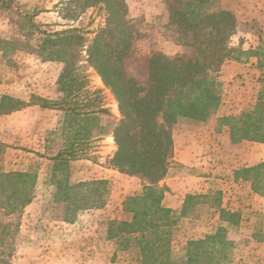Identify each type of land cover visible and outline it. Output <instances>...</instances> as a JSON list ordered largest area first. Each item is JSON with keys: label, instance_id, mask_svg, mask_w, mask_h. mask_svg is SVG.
Instances as JSON below:
<instances>
[{"label": "trees", "instance_id": "16d2710c", "mask_svg": "<svg viewBox=\"0 0 264 264\" xmlns=\"http://www.w3.org/2000/svg\"><path fill=\"white\" fill-rule=\"evenodd\" d=\"M218 0H165L170 24L191 49L189 55L169 58L153 54L147 61V82L138 86L127 75L125 61L130 51L132 26L124 0H68L71 12L64 18L76 20L86 9L99 6L104 11V26L91 38L79 28L46 33L35 22L34 16L22 13L14 0H0V13L10 23L22 29L26 23L37 33L35 45L21 43L15 38H0V51L31 48L41 62L63 64L58 85L73 81L78 64L85 61L100 77L117 102L119 119L111 127L115 152L111 166L119 173L136 177L142 182V192L128 199L126 210L130 220H111L110 238L134 239L142 264H221L228 260L231 243L225 232L203 240L185 244L184 260L171 257L174 242L171 229L176 221L169 209L161 205L165 188L160 186L171 167L174 155L172 127L178 118L204 122L212 116L220 103L219 84L213 79L224 62L239 61L246 54L257 59V67L264 71V41L252 51L229 46L236 33V16L218 6ZM74 5L75 8H69ZM78 8L79 11H76ZM23 19L25 23H19ZM32 35V34H31ZM22 46L23 48H18ZM5 49V51H4ZM14 54V53H12ZM262 100L251 112L238 119L224 118L230 128V141L242 140L264 143V79ZM46 101L32 95L28 102L4 96L0 100V114H9L26 106H44ZM6 146L0 143V155ZM58 162L60 159H54ZM66 163L58 162L54 170L64 172L56 183L58 200L66 203L70 222L79 211L100 209L107 192L106 181L80 182L70 185L66 178ZM236 177L251 181L255 192L264 189V163L243 169ZM36 175L23 171H4L0 168V209L13 215L24 209L32 200ZM126 244V243H125ZM127 246V245H126ZM125 246V247H126ZM9 261H0L9 264Z\"/></svg>", "mask_w": 264, "mask_h": 264}, {"label": "crops", "instance_id": "0c3cea01", "mask_svg": "<svg viewBox=\"0 0 264 264\" xmlns=\"http://www.w3.org/2000/svg\"><path fill=\"white\" fill-rule=\"evenodd\" d=\"M47 64L58 70L52 76L47 75L49 80L38 92L0 83V100L9 96L28 102L36 95L46 101L44 106L31 105L0 114V143L6 146L4 161L10 160L12 151L20 159L40 157L33 189L56 188L58 181L50 178L60 173L54 168L63 161L70 185L106 181L107 186L113 184L120 193L131 192L130 187L121 191L116 179L133 177L107 164L115 150L111 127L119 119L117 104L93 99L92 92L98 86L88 89L83 98L76 96L64 103V91L58 85L63 64ZM257 71V59L249 57L244 61H226L218 74L220 79L233 81L243 92L244 85L250 88L249 85L257 84L253 79ZM22 94L26 97L21 98ZM54 98L60 101H53ZM221 111L219 104L204 122L178 118L173 125L174 155L166 178L159 184L165 188L161 205L171 211L176 232L182 225L178 240L184 245L223 230L232 245L226 264H264V189L255 192L251 181L236 177L239 171L264 163V143L247 140L231 143L230 128L223 122L229 117L220 115ZM92 156H98V161ZM56 157L60 159L58 162L54 160ZM11 161L15 164L19 160ZM20 171L30 173L28 169ZM140 183V192L129 195L142 192L141 180ZM110 187L108 193L113 191ZM38 198L32 197L23 209L24 222L21 221L20 228L28 240L16 249L9 264H140L138 259H127L128 250L122 238L108 236L110 221H122L103 217L109 212L108 202L101 209L90 210L89 223L85 214L70 222L57 218L49 223L42 213L30 214L43 202ZM123 202L124 199L120 207Z\"/></svg>", "mask_w": 264, "mask_h": 264}, {"label": "rangeland", "instance_id": "374dc122", "mask_svg": "<svg viewBox=\"0 0 264 264\" xmlns=\"http://www.w3.org/2000/svg\"><path fill=\"white\" fill-rule=\"evenodd\" d=\"M67 1L14 0L22 13L35 17L34 20L41 26L42 31L52 33L79 28L87 34L88 39H91L104 26L105 15L103 9L99 6L88 8L76 20L71 21L64 18L66 15L71 14V10L69 11L65 5ZM124 2L128 9L127 19L133 30L130 51L124 67L127 75L136 85L145 86L147 82V61L153 54L161 53L169 58H176L182 55H189L191 49L187 46L185 39L177 34L170 24L165 0H124ZM217 3L220 8L231 11L238 21L237 31L229 40L230 47H240L244 52H247L256 49L260 40L264 41V0H218ZM71 7L72 9L73 7L75 8L74 5L69 6V8ZM76 11H79L78 8H76ZM19 21V23H25L23 19H19ZM38 36L39 34L32 33L28 23L20 29L18 25L10 23L8 17L0 13V38L9 39L13 37L21 41L22 44L28 42L33 46ZM18 48L23 47L18 46ZM6 55L3 57L0 51V83L14 84L18 89L24 87V90L31 89L38 92L40 86L49 80L47 75L52 76L58 70V67L54 65L50 66L47 64L48 62H41L35 53H31V48L29 47H25L23 50L17 49L16 52L12 51L11 47H7ZM239 58V61H244L249 56L244 54L240 55ZM258 71V74H253L255 84L257 83L255 86L249 85L250 88H246L244 85V87H241L245 92L240 91V87L236 88L237 85H233V81L220 79L218 72L212 75L213 79L219 84V104H222L220 115H227L231 119H238L242 114L251 112L256 103L262 100L261 92L264 71L259 69ZM74 74L73 81L63 86L65 87L64 96H62L64 103H69L76 96V98L81 99L85 95H88L86 93L88 89L98 86L99 88L95 91L99 90V93L93 91L92 93L95 95L93 99L105 104H117L110 90L103 85L100 77L84 58L78 64V69ZM20 97L24 98L26 95L22 94ZM53 101L57 102L60 100L54 98ZM5 150L4 152H6ZM4 152L0 155V168L2 170L13 171L14 169V171H20L28 169L30 173L34 174L41 163L38 156H32L30 159L24 157L20 159L17 153L13 151L10 152V160L6 159L4 161ZM114 152L115 150L113 154ZM16 158L19 161L12 164L11 160ZM92 158L95 162L98 161V156H92ZM110 160L107 161V164L111 166ZM9 162L10 164H8ZM63 176L64 172L60 171L57 176L50 179L52 181H61ZM116 180L120 184L121 191H124L125 187H130L132 190L129 193H120L113 184L112 187L108 185L106 187L107 191L108 187L112 188L113 191L112 193L106 192L104 195V205L108 202L109 212L103 217L105 219L116 217L122 219V221L130 220L131 214L127 212L125 203L132 197L129 194L140 192V179L136 177H133V179L122 177ZM56 192V188L33 189L32 197H39V201L43 202L38 203L35 207L36 209L34 208L35 211L32 210L30 214L35 216L42 213V217L49 223L57 218L64 220L71 219L72 214H67L66 212V203L58 200ZM122 199H124V202L122 207H120ZM90 210L94 211L97 209ZM90 210L77 212L75 218L81 214H85L88 217L91 213ZM23 213L22 209L13 215H6L4 210L0 209V261H10L15 255L16 249L27 243L28 237L25 236L20 228L23 226L22 222H24L22 220ZM90 219L88 217L86 223H89ZM181 233L182 225L177 232L176 225L171 229V238L174 242L171 249V257L178 261L184 260L185 257V245L178 240V236ZM123 242L125 246L127 245V259H138L140 264H142L141 255L134 239H130L127 242L123 239ZM226 262L223 261L221 264H226Z\"/></svg>", "mask_w": 264, "mask_h": 264}]
</instances>
